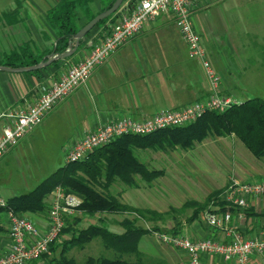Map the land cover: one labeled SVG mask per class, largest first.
I'll list each match as a JSON object with an SVG mask.
<instances>
[{
    "label": "crops",
    "instance_id": "crops-1",
    "mask_svg": "<svg viewBox=\"0 0 264 264\" xmlns=\"http://www.w3.org/2000/svg\"><path fill=\"white\" fill-rule=\"evenodd\" d=\"M57 2L58 0H0V56L19 51L22 47L36 55L45 52L56 36L47 22L46 14ZM256 6L259 7V3L251 0H195L192 6L193 27L218 76L220 90L229 96L230 89H245V83L250 84L257 78V71L248 68L251 55L234 50L230 44L233 40L228 32L237 21L232 10ZM91 37L85 38L84 45L77 47L73 54L61 59L57 65L43 69L39 76L28 74L21 77L0 70V131L7 121L3 114L33 104L42 84L56 80L70 63L74 64L88 54L93 44ZM209 91L202 66L198 60L189 58L174 17L162 13L146 22L137 34L113 51L104 62L95 66L86 81L56 103L40 123L51 115H59L70 125L69 135L76 138L99 124L122 116L141 120L160 110L179 109L205 99ZM221 143L224 147L235 149L222 140ZM221 158L225 160V157ZM210 159L214 161V158ZM218 165L224 164L220 162ZM247 168L239 165L232 176L245 181L238 173H248ZM214 170H217V165ZM260 171L264 170H258ZM224 176L225 174L219 177L216 173L208 179L203 176L204 185L210 192L221 188L216 187L219 184L226 189L227 181L222 182ZM216 209L211 206L212 212L222 213L214 211ZM225 211L230 212V224L238 228L243 237H247L255 228H264V199L250 200L249 208L241 218L237 217L236 210ZM26 216L39 228L46 227L45 214L38 212ZM1 218L7 227L3 214ZM180 233L191 239L212 237L222 240L224 237L222 230L208 224L202 212L192 222L183 223ZM146 235L148 234L142 237ZM9 244L6 232L0 236V256L5 253ZM151 253L168 264H187V256L183 252L167 245L153 249ZM253 262L261 264V258L253 257ZM201 264L236 263L232 260L224 261L219 256L204 255Z\"/></svg>",
    "mask_w": 264,
    "mask_h": 264
},
{
    "label": "trees",
    "instance_id": "trees-1",
    "mask_svg": "<svg viewBox=\"0 0 264 264\" xmlns=\"http://www.w3.org/2000/svg\"><path fill=\"white\" fill-rule=\"evenodd\" d=\"M95 0H58L48 10L46 19L55 32V39L48 50L42 54H33L22 47L19 51L3 53L0 65L8 67L30 66L46 59L49 53H60L74 43L73 34L98 12L108 8L114 0H98L100 8L93 13L91 4ZM126 0H122L119 8ZM129 5L135 0H129ZM119 8L113 14L100 20L94 27L100 26L107 31L116 21ZM128 9V6H127ZM84 14L85 22L77 24L80 14ZM93 27V28H94ZM91 31V30H90ZM89 31V32H90ZM99 32L98 35L102 33ZM89 32L79 41L84 45ZM101 36V35H100ZM61 59L40 69L28 71V74L39 76L43 69L57 65ZM209 135L215 137H233L239 140L254 156H264V98L250 97L239 103H233L223 111H205L194 121L179 126L163 128L149 134H123L109 142L93 148L83 158L76 161H64L54 171L38 182L27 192L13 194L5 198L6 205L0 207V236L7 232L1 215L9 209L18 215L47 212L53 190L56 186L81 198L79 209L82 214L66 218L65 225L58 237L49 244L48 252L29 264H168L161 258H152L139 250L141 237L147 233L160 231L157 224L145 226L138 223L140 219H163L171 212L179 214L189 210L183 220H176L167 232L180 233L183 223L195 220L204 210L223 212L239 208L222 198L225 188H218L208 193L204 200H186L178 208L171 207L167 212H156L148 208L136 207L121 200L120 196L110 191L115 182L126 186H135L136 178L150 183L164 171L148 167L135 154L138 149H159L162 151L180 148L187 150L194 143L203 141ZM229 206V207H228ZM248 208L244 210L247 212ZM123 215L117 223L120 231L108 228L105 215ZM87 218H96L97 222L81 225ZM99 239L105 249L112 250L114 256H86L77 261L67 254L72 247H82L93 239ZM123 255H127L124 258Z\"/></svg>",
    "mask_w": 264,
    "mask_h": 264
},
{
    "label": "built area",
    "instance_id": "built-area-1",
    "mask_svg": "<svg viewBox=\"0 0 264 264\" xmlns=\"http://www.w3.org/2000/svg\"><path fill=\"white\" fill-rule=\"evenodd\" d=\"M129 2H124L119 8L116 21L86 56L70 65L56 80L39 87L37 99L33 104L3 114L7 121L0 131V157L36 126L56 103L83 84L95 66L104 62L113 51L137 34L146 22L162 13L174 17L189 58L200 62L209 83V95L179 109L157 111L141 120L122 116L99 124L71 144L66 150L65 161L79 160L93 148L109 142L116 136L149 134L163 128L183 125L194 121L205 111H223L237 102L220 90L218 76L208 61L200 37L193 27L192 6L195 0H135L130 5ZM223 197L228 203L239 208L237 217L241 218L244 210L249 208L250 200L264 199V180L241 181L231 178ZM80 202L79 196L56 186L46 213L47 224L44 228L36 226L26 215L15 214L9 209L4 210L10 244L0 256V264H27L47 253L49 244L58 237L64 227L65 219L82 214L79 209ZM5 205V199L0 196V207ZM202 215L210 226L223 231L222 240L212 237L191 239L182 233L167 231L153 233H156L161 243L183 252L187 256V264H201L204 255L219 256L224 261L232 260L236 264H255L253 257H260L261 264H264V228H255L247 237H243L238 228L230 224L229 211L216 213L204 210Z\"/></svg>",
    "mask_w": 264,
    "mask_h": 264
},
{
    "label": "rangeland",
    "instance_id": "rangeland-1",
    "mask_svg": "<svg viewBox=\"0 0 264 264\" xmlns=\"http://www.w3.org/2000/svg\"><path fill=\"white\" fill-rule=\"evenodd\" d=\"M251 1L259 3V7L232 10L235 12L237 21L228 32V36L232 37L233 41L230 44L233 45L234 50L243 54L249 53L251 56L248 68L257 71V78L250 84L245 83V89L232 88L229 90V94L237 103L255 96L264 98V0ZM125 2H129V0ZM99 8L98 0H95L91 4L92 12H97ZM85 21L84 14L81 13L77 24L81 25ZM100 31L102 28L97 26L89 32L87 37L93 35L91 37L92 47L106 33L104 29L100 36L98 35ZM225 45L229 48L227 44ZM48 49L49 47L46 50ZM12 73L21 77L28 75L27 72ZM39 123L19 138L12 149L0 157V196L4 199L10 195L32 189L65 161L66 150L80 138L69 135L71 127L59 115H51ZM221 140L225 144L229 143L232 147L234 146L235 149H231L230 146L224 147ZM135 154L148 167L163 169V175L150 183L136 178V185L131 187L115 182L111 185L110 191L118 194L121 200L128 204L160 213L169 211L171 207L178 208L186 200H204L210 189L204 185L203 176L208 179L213 173L219 177L225 174L222 182L227 181L226 184H229L230 179L235 178L232 173L237 171L239 165H244L248 167V173L241 174L240 172L238 174L242 175L241 177L245 181L264 180V171L258 172L260 169L264 170V156L254 157L239 140L233 137L219 139L209 135L203 141L194 143L193 147L187 150L180 148L167 151L138 149L135 150ZM221 157H225V160ZM210 158H214V163ZM220 162L224 164L222 165L224 167L218 165ZM216 165L217 170H214ZM210 168L213 169L209 170ZM216 187L223 188L220 184ZM41 213L46 215L47 212ZM188 214L189 210L183 214L171 212L163 219H140L138 223L145 226L157 224L161 228L160 231H165V228H170L176 220H183ZM122 217L121 214L105 215L108 228L120 231L121 226L117 222ZM94 221L97 222L96 218H85L81 221V225L84 226L88 222ZM147 234L140 240L138 248L148 257L159 258L151 251L164 247L165 244L163 245L157 239L156 233ZM67 254L77 261H82L88 255L109 257L115 255L112 250L105 249L97 238L82 247L75 246L68 249ZM123 257L127 258V255H123Z\"/></svg>",
    "mask_w": 264,
    "mask_h": 264
},
{
    "label": "water",
    "instance_id": "water-1",
    "mask_svg": "<svg viewBox=\"0 0 264 264\" xmlns=\"http://www.w3.org/2000/svg\"><path fill=\"white\" fill-rule=\"evenodd\" d=\"M121 2L122 0H114L108 8L98 12L92 18H90L87 22H85L82 26H80L78 30L73 34L74 43L73 44L69 43L68 49L66 51L60 52V53H49L46 56V59H42L38 63L30 65V66L8 67L5 65H0V70L7 71V72H28V71L40 69L42 67H45L51 64L52 62L56 60L64 59L70 56L77 49L80 39H82L96 25L97 22H99L100 20L106 18L107 16L117 11Z\"/></svg>",
    "mask_w": 264,
    "mask_h": 264
}]
</instances>
